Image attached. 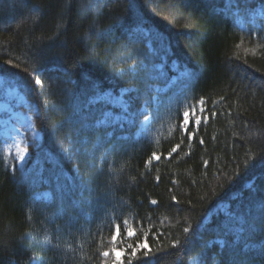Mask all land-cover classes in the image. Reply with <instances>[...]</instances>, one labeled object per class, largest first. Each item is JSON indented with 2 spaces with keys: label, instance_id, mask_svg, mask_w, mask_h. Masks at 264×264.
I'll list each match as a JSON object with an SVG mask.
<instances>
[{
  "label": "trees",
  "instance_id": "obj_1",
  "mask_svg": "<svg viewBox=\"0 0 264 264\" xmlns=\"http://www.w3.org/2000/svg\"><path fill=\"white\" fill-rule=\"evenodd\" d=\"M157 64L182 93L154 90ZM0 77L32 122L23 164L0 148V264H110L114 247L123 264H264V0H0ZM122 88L125 108L101 98Z\"/></svg>",
  "mask_w": 264,
  "mask_h": 264
},
{
  "label": "rangeland",
  "instance_id": "obj_2",
  "mask_svg": "<svg viewBox=\"0 0 264 264\" xmlns=\"http://www.w3.org/2000/svg\"><path fill=\"white\" fill-rule=\"evenodd\" d=\"M257 15H263V12L260 10L249 11L248 17L244 14L238 13L236 15V21L240 28H245L247 22L251 24V26L257 28L258 24L255 21V17ZM156 70L159 72L156 73L157 77L160 80H166L167 83L160 88L158 86H154V90L160 91L163 93L167 88L173 86L176 88V92L183 91L182 88H178L172 84H180L181 79H183L184 73H180L176 71L173 73L174 65H171L168 69L163 70L159 64L155 65ZM184 88V87H183ZM125 92L126 89H119L116 92H112L111 90L107 91L101 98L106 101H110L112 105L121 106L122 108L126 107L125 101ZM182 93V92H181ZM26 101L19 93L17 88L13 85L6 83L0 77V148L5 150L7 154H12L17 159L19 165L23 164L26 159L28 152L26 149L27 142L24 140L23 134L25 130H32V122L31 116L27 113L22 112L19 109L21 104H25ZM153 103L158 104L160 100L153 97ZM145 110V107L142 108ZM188 112L189 116L187 117L188 123L185 124L184 113ZM205 116L204 106L202 103L198 102L196 105L187 106L185 111L183 112V128L187 126L189 122H193L194 124L202 121V118ZM127 118L122 115L115 113L113 111H107L104 115L97 121L98 124L102 123L104 125H120L121 121H125ZM150 116H146L143 118L141 123L139 124V129L136 131L140 133L141 130L145 129V127L150 123ZM33 136L39 139V134L33 131ZM72 183L71 181H69ZM69 183V184H70ZM71 185V184H70ZM49 193L47 191H43L41 193H36L35 196H43L48 197ZM45 229V233L41 235L40 241L44 242L48 246H54L57 248L64 249V240L61 235H59V229L49 228ZM47 232V233H46ZM125 252L123 249L113 248L110 255L109 260L110 264H123V256ZM192 264H196V260L192 262Z\"/></svg>",
  "mask_w": 264,
  "mask_h": 264
},
{
  "label": "snow or ice",
  "instance_id": "obj_3",
  "mask_svg": "<svg viewBox=\"0 0 264 264\" xmlns=\"http://www.w3.org/2000/svg\"><path fill=\"white\" fill-rule=\"evenodd\" d=\"M36 83L39 84L40 81L37 80ZM188 116H189V113H188V112H185V113H184V117H185V121H184V123H185V124L188 123V120H187V117H188ZM153 203H155V201H153ZM186 231H187V229H186ZM128 235H129V236H132V235H133V232H132L131 230H129ZM113 238H115V237H113ZM140 247H141V248H144V247H147V245L142 243V244H140ZM104 255L107 256L108 253L105 252Z\"/></svg>",
  "mask_w": 264,
  "mask_h": 264
}]
</instances>
